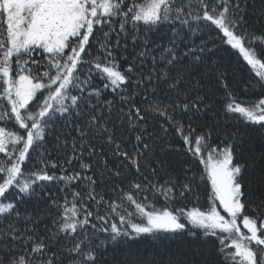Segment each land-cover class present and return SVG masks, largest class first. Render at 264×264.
I'll return each instance as SVG.
<instances>
[{
	"label": "snow or ice",
	"instance_id": "6c2138e0",
	"mask_svg": "<svg viewBox=\"0 0 264 264\" xmlns=\"http://www.w3.org/2000/svg\"><path fill=\"white\" fill-rule=\"evenodd\" d=\"M247 12L248 0H0V221H8L0 227V264H63L65 257L67 264H98L108 242H96L99 232L116 242L121 237L185 230L215 237L225 264H264V152L252 165L238 162L236 152L242 140L236 134H225L222 146L212 144L213 128L196 124L211 107L199 77L215 74L225 91L224 113L238 114L245 124L264 129V95L256 101H241L225 73L215 62L205 60L219 40L238 50L257 77L256 85H264V53L256 47L264 48V31H249ZM117 21L118 30L113 26ZM176 22L186 25L193 38L202 37L200 43L185 41L173 28L166 46L149 47L148 32ZM209 28L215 36L206 33ZM129 37L134 51L138 45L141 48L131 60L123 54ZM36 55L46 61L42 72ZM121 61L127 67L122 68ZM97 78L103 81L102 87L96 86ZM105 92L120 98L124 107L118 120L123 125L126 118L127 130L136 133L131 153L122 150L115 126L109 127L114 100L103 99ZM137 95L143 96L142 107L134 102ZM149 115L163 117L182 139L186 152L203 167L200 181L206 177L211 189L206 206L196 197L191 207H170L177 198L192 193L193 182L198 181L195 173L188 175L192 172L188 167L182 183L175 177L160 182L158 169L163 172L164 168L158 160L151 163L154 148L146 142ZM84 117V123H79ZM58 121L78 134L80 154L76 155L73 138L67 163L79 160V172L65 174L63 164L48 158L46 140L55 134ZM9 123L18 128H9ZM93 140L100 141L99 150ZM104 145L124 163L109 168ZM86 147L89 158H103L113 198L98 194L95 175L84 174L93 167L83 159ZM167 149H172L170 143ZM32 159L37 164L27 168ZM142 161L151 179L141 171ZM257 165L255 183H246V172ZM57 167L59 175L50 171ZM133 171L143 179H130ZM100 176L102 183L105 172ZM80 180L85 181L87 193L73 191L71 200L53 201L57 209L53 228L49 235L39 236L35 225L42 217L22 212L20 203L39 195L37 188L47 183L62 182L68 187ZM125 180L129 190L123 187ZM157 197L164 199L165 207L156 206ZM85 201H94L96 211ZM21 222L25 227L18 226ZM29 222L32 227L27 226ZM62 237L74 242L53 251Z\"/></svg>",
	"mask_w": 264,
	"mask_h": 264
},
{
	"label": "trees",
	"instance_id": "16d2710c",
	"mask_svg": "<svg viewBox=\"0 0 264 264\" xmlns=\"http://www.w3.org/2000/svg\"><path fill=\"white\" fill-rule=\"evenodd\" d=\"M264 0H248V29L249 31L255 30L256 32L264 31ZM259 21V23H258ZM117 30L119 29V22H115L113 25ZM195 27V22H193ZM173 28L176 32L180 33L184 37L185 41L194 39L196 44L200 43L202 37H192L186 25H181L179 22L175 24H164L159 26L156 31L148 32V38L152 42L149 47L155 44H161L166 46L169 38L173 36ZM143 26H141V32H143ZM206 33L212 36L216 35L213 28L205 30ZM216 47L211 53L205 55V60L211 64L215 62V67L219 68L225 73L227 82L233 94L236 95L241 101H256L261 95H264V85H256L257 77L250 67L243 60L238 50L231 49L230 46L223 44L221 41L216 40ZM184 47V44H181ZM209 47H212L210 44ZM260 49L261 53H264V48L258 44L256 45ZM141 50L138 45L136 51ZM95 51V48H93ZM131 47L129 37V47L123 53L127 55L129 60L136 54ZM158 54V53H153ZM41 62L39 71H44L43 65L46 61L41 60L39 55L35 57ZM150 66L151 61H146ZM122 68L127 67L126 61H121ZM148 69L146 68L145 71ZM201 84L203 85L202 94L206 96V102L211 107L197 118L196 124L198 126L209 125L213 128V134L211 138L212 144L222 146V142H225V134L231 137L232 134L242 140V143L238 145L236 152V159L238 162L247 163L252 165L254 162L259 161L260 154L264 152V129L259 126H252L245 124L238 114L226 115L223 111L224 103L226 102V96L224 89L216 82L215 74L204 77L200 76ZM97 87H102L103 81L99 78L95 80ZM131 88V86H130ZM142 91V90H141ZM162 98H166L162 96ZM103 99L114 100V107L111 113V120L109 121V127L115 126L116 139L121 142L122 150L126 149L130 153L133 151V146L136 145L135 135L136 133H130L127 129V119L125 123L120 124L118 120V114L121 107L119 97H114L111 92H105ZM137 106H143L145 101L142 95H137L134 99ZM127 111V108H125ZM107 115V111H105ZM87 117L82 118L79 123L83 124ZM187 124V118H185ZM163 125V128L161 127ZM0 126H3L0 124ZM13 130L17 129L18 126L9 123L7 125ZM147 132L146 142L149 144L150 149L154 148V158L151 160L153 165L156 164L157 160L160 161L163 172L158 169V175L160 182L168 179L169 177L178 178L182 183L184 181L185 172L184 170L191 167L192 172L188 175L191 176L195 173L196 181L193 182V192L188 194L184 199H179L170 205L171 208L176 207H191L196 202V197H199V203L201 206L207 205V197L210 192V184L205 177L203 181H200V177L203 174V167L199 164L197 159H193L189 153L186 152L185 146L182 139L175 132L173 127L168 122L159 116L149 115L147 121ZM167 129V132L164 129ZM23 132V130H20ZM55 134L51 135L46 140L45 148L50 154L49 159L56 161L58 164H63L65 174H72L73 172H79L80 164L79 160H73L71 164L67 163L68 157L72 156L73 138H76V155L79 156V137L78 134L71 128H65L62 121H58V127L54 130ZM60 136V139H56V135ZM65 141L67 143L65 144ZM97 149L100 148V141H92ZM172 145V149L168 150L167 145ZM139 147L142 148V145ZM163 149V151H162ZM104 153L107 157V164L109 168L115 169L117 165H121L122 162L111 155V150L108 145H104ZM35 153L33 156L35 157ZM2 156V154H0ZM83 159L86 163H91L93 167L90 171L84 173L85 175H95L96 180V192L102 193L105 199L113 198L111 191L112 182L107 179L110 173H107L103 167L104 160L100 156L89 158L87 155V147L85 148V154ZM33 164H37L35 159H32L27 165V168H31ZM38 166V165H37ZM55 171L57 175L61 173V169H50ZM141 171L148 175L151 179V173L148 168L144 167V162H141ZM100 172H105L103 182L101 183ZM258 165L257 168H249L245 174L246 183H255L257 179ZM130 179L142 180L143 177H137L133 171ZM85 181L80 180L72 183L70 186L65 187L61 183H47L43 189L37 188L39 195L33 196L27 199L25 202L20 203V210L22 212L27 211L34 217H42L35 227L39 231V236H47L53 228L52 220L57 214V209L53 206V201L63 202L65 197L69 200L72 199L71 193L73 191H79L86 194L88 189L84 187ZM125 190L130 189L128 180L123 182ZM119 191V190H117ZM143 195V194H142ZM151 199V193H148ZM10 198H14V193H9ZM99 196H97V199ZM142 198V197H141ZM89 204V207L94 212L96 211L97 205L94 201H85ZM158 208L165 207V201L162 197H157L155 200ZM134 211V209H132ZM99 213L103 215L105 213V206L99 205ZM249 215L254 213L249 212ZM118 222V220L116 221ZM135 222H140L136 220ZM8 221H0V227L6 226ZM93 223H97L93 219ZM19 227H25V224L21 222ZM28 227H32V223L27 224ZM99 227V224H98ZM242 228V225H241ZM89 234L92 233V229H88ZM83 234L81 233V236ZM97 243L101 240H107L108 242L102 247L101 255L98 264H225L223 256L219 253V242L215 237H205L199 230H195V235L190 234L187 230L179 233H166L157 232L152 234H142L139 237H121L116 242H112L108 234L99 232ZM74 241H69L65 238H61L60 243L53 248L56 251L61 245L70 247ZM63 264H67V257L64 258Z\"/></svg>",
	"mask_w": 264,
	"mask_h": 264
},
{
	"label": "rangeland",
	"instance_id": "374dc122",
	"mask_svg": "<svg viewBox=\"0 0 264 264\" xmlns=\"http://www.w3.org/2000/svg\"><path fill=\"white\" fill-rule=\"evenodd\" d=\"M217 203H218V202H217ZM220 211H221L222 214H224L223 211H222V209H221ZM224 215H226V214H224ZM242 230H243V228H242Z\"/></svg>",
	"mask_w": 264,
	"mask_h": 264
}]
</instances>
